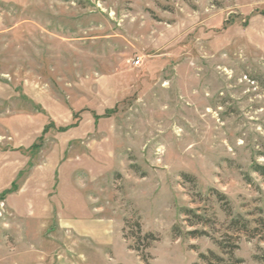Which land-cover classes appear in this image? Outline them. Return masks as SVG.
<instances>
[{"label": "rangeland", "instance_id": "rangeland-1", "mask_svg": "<svg viewBox=\"0 0 264 264\" xmlns=\"http://www.w3.org/2000/svg\"><path fill=\"white\" fill-rule=\"evenodd\" d=\"M256 166L264 0H0V264H264Z\"/></svg>", "mask_w": 264, "mask_h": 264}, {"label": "trees", "instance_id": "trees-1", "mask_svg": "<svg viewBox=\"0 0 264 264\" xmlns=\"http://www.w3.org/2000/svg\"><path fill=\"white\" fill-rule=\"evenodd\" d=\"M254 169H255V171H256L257 173H259L260 175H264V168H263V167L256 166ZM184 214H185V216L187 217L188 221H191V216L196 220L195 223H193V224L191 223V224H192V225H191L192 227H193L194 225H196V224H201V223H204V222H205V220L202 218V216H199L195 211H193V210H191V209H190V210H185V211H184ZM231 225H232V227L235 226V225H237L238 227H241V229H243L245 232H246V231L248 232L247 229H249V228H248V223L245 222V221H243V220H241L240 217L235 218V219L232 221ZM138 233H139V236H138V238H136V239L138 240V242H140V239H142V238H141V228H140V227H139V231H138ZM173 234H174V238H175V239H178V238L181 237V233H179V231H178L177 229H174V233H173ZM186 235H187V237H189V238H191V239H195V238H198V237H201V236H207V232L191 231V232H187ZM145 239H150V240L156 241L157 238H155L154 234H151V233H150V234H147V235L144 237L143 240H145ZM217 244H218L222 249H226V248H227V246H225V244H224L223 242H221V243L217 242ZM148 245H149V244H148ZM148 247H149V246H148ZM133 250H135V251H137V252H140L139 249H133ZM229 253L232 254V251H230ZM211 256L214 258V260H217L218 262L221 261V260H219V258H218L217 256H215V254H213V252H211ZM200 257H201L202 260L207 261V257H206V256L202 255V256H200ZM141 258H142V261H143V262H145L146 264H149L145 256L141 255Z\"/></svg>", "mask_w": 264, "mask_h": 264}, {"label": "crops", "instance_id": "crops-1", "mask_svg": "<svg viewBox=\"0 0 264 264\" xmlns=\"http://www.w3.org/2000/svg\"><path fill=\"white\" fill-rule=\"evenodd\" d=\"M60 225V227H61V232H63V234H64V236L67 234V232H68V234H70V233H75V230L79 233L80 231H79V229H76V228H74V230H72L71 229V226H73V225H70V224H67V222H63V223H60L59 224ZM65 228V229H64ZM83 230V231H82ZM86 229L85 228H83L82 227V229H81V231L82 232H80L81 234H86L87 232L85 231ZM63 234L61 235V240L63 241V238H65V237H63ZM64 242V241H63ZM62 258H63V256H61ZM115 262V261H114Z\"/></svg>", "mask_w": 264, "mask_h": 264}, {"label": "built area", "instance_id": "built-area-1", "mask_svg": "<svg viewBox=\"0 0 264 264\" xmlns=\"http://www.w3.org/2000/svg\"><path fill=\"white\" fill-rule=\"evenodd\" d=\"M139 65H140V61H137V62H136V66H139Z\"/></svg>", "mask_w": 264, "mask_h": 264}]
</instances>
